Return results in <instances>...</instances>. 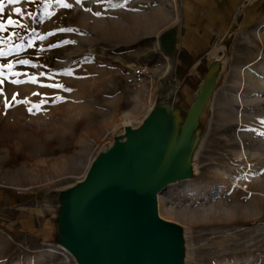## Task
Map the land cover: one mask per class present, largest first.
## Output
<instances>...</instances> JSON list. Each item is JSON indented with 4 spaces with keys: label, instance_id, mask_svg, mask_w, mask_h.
<instances>
[{
    "label": "rangeland",
    "instance_id": "1",
    "mask_svg": "<svg viewBox=\"0 0 264 264\" xmlns=\"http://www.w3.org/2000/svg\"><path fill=\"white\" fill-rule=\"evenodd\" d=\"M184 1L0 0V50L5 52L0 65H12L3 68L0 83V264H76L53 251L60 248L42 242L46 195L84 178L90 161L123 127L125 112L142 121L156 98L170 92L186 33L185 38L219 42L245 0H214L211 16L202 22L185 18L193 13L197 19L194 5L202 1H192L191 7ZM262 21L264 0H256L246 11L230 70L216 95L198 176L168 186L159 198L162 217L192 230L191 264H264V155L257 149L264 132L259 117L264 109ZM248 61L256 64L246 70L242 91L239 74ZM136 65L150 71L152 80L145 86L135 84ZM254 97L258 100L250 103ZM241 128L247 148H253L254 177L238 187L232 177L247 168L235 136Z\"/></svg>",
    "mask_w": 264,
    "mask_h": 264
},
{
    "label": "water",
    "instance_id": "2",
    "mask_svg": "<svg viewBox=\"0 0 264 264\" xmlns=\"http://www.w3.org/2000/svg\"><path fill=\"white\" fill-rule=\"evenodd\" d=\"M245 0L215 44L183 37L174 86L142 121L122 127L90 161L83 179L45 197L41 239L76 264H191L192 230L160 214L168 186L198 176V156L211 131L214 103L243 28ZM186 39V41H184ZM222 54L215 56V52Z\"/></svg>",
    "mask_w": 264,
    "mask_h": 264
},
{
    "label": "bare ground",
    "instance_id": "3",
    "mask_svg": "<svg viewBox=\"0 0 264 264\" xmlns=\"http://www.w3.org/2000/svg\"><path fill=\"white\" fill-rule=\"evenodd\" d=\"M258 23V22H257ZM264 27V21H262V22H260L259 23V25H258V28L259 29H261V28H263ZM262 30V29H261ZM257 35H258V37L259 38H261V32L260 31H258L257 32ZM252 43V42H251ZM163 45V44H162ZM164 46H165V44H164ZM256 46V45H255ZM257 59H259V58H257ZM254 64H256V62L255 61H248L247 63H245L244 65H243V67L242 68H244V69H241V71H240V74H239V80H238V83H240L241 84V87L240 88H243L242 89V91L244 90V88H245V86L247 85V75H246V70L248 69V68H250V67H252ZM263 74H264V71H263ZM257 82H258V80H257ZM254 83V82H253ZM259 83V82H258ZM251 85V84H250ZM261 85V84H260ZM264 84H262L261 86L262 87H260L261 89H264V86H263ZM256 87V86H255ZM255 91H256V88H253ZM259 90V89H258ZM253 91V90H252ZM236 98H238V97H236ZM241 98V97H240ZM239 98V99H240ZM258 99L257 98H255L254 97V99L250 102V103H255L256 101H257ZM238 102V101H237ZM239 102L241 103V106L243 107V109L242 110H239L238 111V115H239V118H238V120H239V125L241 124V126H243V120H244V115L246 114L245 112H244V107H245V102L243 101V97L239 100ZM235 103V102H234ZM239 103V104H240ZM238 106V105H237ZM151 107L152 106H150L149 107V109H148V111L151 109ZM252 107H254V106H252ZM252 109V108H251ZM250 109V110H251ZM256 109V108H255ZM253 110V109H252ZM258 114V113H257ZM249 116H252L251 114L249 115ZM259 117H261V118H264V109H262L261 111H260V114H259ZM254 118H256V117H254ZM136 122H140V117L139 116H137V115H134L133 113H131V112H125L124 113V115H123V117H122V121H121V124L123 125V127L124 126H126V125H134ZM252 122V121H251ZM262 126H264V125H262ZM243 128V127H242ZM242 128L238 131V134H236V132H237V129H236V132H235V136H236V138H237V142H239V146H240V157H242V159H244L245 161H246V163H247V168L245 169V170H242V171H238L239 173H237L236 175H234L233 177H232V179L236 182L237 181V183L238 184H236L237 186L238 185H241V183H248V182H250L252 179H253V175H252V173H251V169H252V167H254L253 166V164L250 162V156H251V152H250V150L251 149H253V148H251L250 150L247 148V146H246V144H245V140H244V133L242 132ZM259 131V130H258ZM251 133V132H250ZM248 134V133H247ZM260 134V133H259ZM250 136V135H249ZM254 136V135H253ZM256 137V136H255ZM256 138H258V137H256ZM259 139V141L258 142H260V145H259V147H257V149L260 151L259 152V154H262V155H264V132L263 133H261L260 134V137L258 138ZM257 139V140H258ZM236 142V141H235ZM256 143V142H255ZM237 144V143H236ZM254 144V143H253ZM256 148V147H255ZM253 151V150H252ZM239 152V151H238ZM258 151H256V153H257ZM255 153V154H256ZM253 156V155H252ZM254 157H256V156H254ZM253 158V157H252ZM241 160V159H240ZM263 161V160H262ZM259 163V162H258ZM263 170V169H262ZM262 172V171H261ZM235 184V183H234ZM239 187V186H238ZM241 187V186H240ZM161 212V211H160ZM55 248V247H54ZM53 251H55V252H58V253H60V254H63L65 257H66V259H67V261H70V255L68 254V253H66L65 251H63L62 249H53ZM72 258V257H71Z\"/></svg>",
    "mask_w": 264,
    "mask_h": 264
},
{
    "label": "snow or ice",
    "instance_id": "4",
    "mask_svg": "<svg viewBox=\"0 0 264 264\" xmlns=\"http://www.w3.org/2000/svg\"><path fill=\"white\" fill-rule=\"evenodd\" d=\"M18 2H19V0H8V3H11V4H15V3H18ZM77 2L79 3L80 0H77ZM97 2L99 3L100 0H97ZM65 6L66 7H71L70 5H65ZM14 11L16 13H20L21 9L16 8ZM0 12H3V5L2 4H0ZM95 15H100V13H95ZM8 23L9 24H12L13 23V21L11 20V18H9ZM0 31H4L3 24H0ZM58 31L68 32V31H73V29H59ZM49 35H52V33H49ZM41 39H43V37H41ZM3 42L4 41L2 39H0V43H3ZM53 47H55V46L53 45ZM4 55H5V52L2 51V50H0V56H4ZM19 63H21V64H27V63H29V61L21 60V61H19ZM4 67L11 68L12 65H0V83H3V75H4L3 68ZM55 87H57V88H63V85L57 84V85H55ZM65 90L71 91V89H65ZM17 95H18V93L17 94H14L13 99H15V97ZM35 95H40V94L39 93H35ZM18 102H20V103H28V101H18ZM45 102L46 101H42L41 103H45ZM9 106H10V104H9V102L6 99V107H9ZM34 107H37L38 108L39 106L34 105ZM28 110H29V112H31V111H33V108H29Z\"/></svg>",
    "mask_w": 264,
    "mask_h": 264
},
{
    "label": "crops",
    "instance_id": "5",
    "mask_svg": "<svg viewBox=\"0 0 264 264\" xmlns=\"http://www.w3.org/2000/svg\"><path fill=\"white\" fill-rule=\"evenodd\" d=\"M192 1H195V0H185L184 2L186 3V7H187V5H188V7H191V2ZM200 1V0H199ZM202 2L201 3H199L198 5H194L195 6V8H196V12H195V16L197 17V19H192L194 16H193V13L191 14V13H189L188 15H185V18H186V20L187 21H198V22H202V21H207L208 20V18L211 16V12H210V10H211V8H212V6H211V4L212 3H214L213 1L214 0H201ZM203 1H205V3L203 2ZM204 3V4H203ZM194 7L192 6V9H193ZM198 8V9H197ZM187 16H188V18H187ZM168 49H170V46H169V44L167 45V50ZM169 69H171V66L169 65L168 66V69H167V71L169 70Z\"/></svg>",
    "mask_w": 264,
    "mask_h": 264
},
{
    "label": "built area",
    "instance_id": "6",
    "mask_svg": "<svg viewBox=\"0 0 264 264\" xmlns=\"http://www.w3.org/2000/svg\"><path fill=\"white\" fill-rule=\"evenodd\" d=\"M133 76L137 87L145 86L152 80L149 69L144 65H136L133 68Z\"/></svg>",
    "mask_w": 264,
    "mask_h": 264
}]
</instances>
